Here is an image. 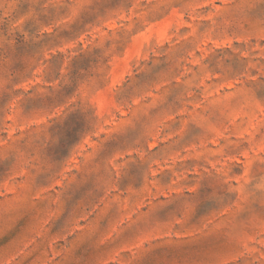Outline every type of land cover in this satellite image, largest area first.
I'll return each mask as SVG.
<instances>
[{
  "label": "rangeland",
  "instance_id": "374dc122",
  "mask_svg": "<svg viewBox=\"0 0 264 264\" xmlns=\"http://www.w3.org/2000/svg\"><path fill=\"white\" fill-rule=\"evenodd\" d=\"M0 264H264V0H0Z\"/></svg>",
  "mask_w": 264,
  "mask_h": 264
}]
</instances>
